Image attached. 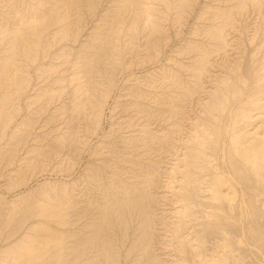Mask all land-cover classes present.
I'll list each match as a JSON object with an SVG mask.
<instances>
[{
	"label": "rangeland",
	"instance_id": "obj_1",
	"mask_svg": "<svg viewBox=\"0 0 264 264\" xmlns=\"http://www.w3.org/2000/svg\"><path fill=\"white\" fill-rule=\"evenodd\" d=\"M263 134L264 0H0V264H264Z\"/></svg>",
	"mask_w": 264,
	"mask_h": 264
},
{
	"label": "bare ground",
	"instance_id": "obj_2",
	"mask_svg": "<svg viewBox=\"0 0 264 264\" xmlns=\"http://www.w3.org/2000/svg\"><path fill=\"white\" fill-rule=\"evenodd\" d=\"M263 135H264V134H263ZM262 138H263V137H262ZM245 152H246V151H245ZM247 152H248V151H247ZM247 152H246V153H247ZM262 153H263V152H262ZM249 154H250V153H249ZM255 154H256V153H255ZM263 154H264V153H263ZM263 154H262V155H263ZM200 155H201V154H200ZM244 156H245V155H244ZM246 156H249V155L247 154ZM249 158H250V156H249ZM254 158H255V157H254ZM263 158H264V157H263ZM257 160H258V159H257ZM248 161H249V160H248ZM250 161H252V159H251ZM134 205H135V204H134ZM137 207H139V206H137ZM244 208H245V207H244ZM135 209H136V208H134L133 210H135ZM131 210H132V209H131ZM241 228H242V227H241Z\"/></svg>",
	"mask_w": 264,
	"mask_h": 264
}]
</instances>
